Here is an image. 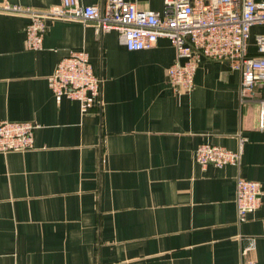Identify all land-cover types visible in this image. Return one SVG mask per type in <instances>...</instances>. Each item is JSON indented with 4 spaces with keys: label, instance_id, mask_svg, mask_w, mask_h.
Instances as JSON below:
<instances>
[{
    "label": "crops",
    "instance_id": "1",
    "mask_svg": "<svg viewBox=\"0 0 264 264\" xmlns=\"http://www.w3.org/2000/svg\"><path fill=\"white\" fill-rule=\"evenodd\" d=\"M58 3L0 0L38 13ZM27 21L0 12V121L37 125L31 150L0 153V264H264V131L257 105L239 103V73L205 59L182 92L167 82L166 39L129 51L114 30L49 21L41 49L28 51ZM79 49L101 81L87 108L49 89L57 63ZM238 137V167L193 161L198 145L235 151ZM238 177L261 191L243 222Z\"/></svg>",
    "mask_w": 264,
    "mask_h": 264
},
{
    "label": "built area",
    "instance_id": "2",
    "mask_svg": "<svg viewBox=\"0 0 264 264\" xmlns=\"http://www.w3.org/2000/svg\"><path fill=\"white\" fill-rule=\"evenodd\" d=\"M0 12L27 18L24 33L28 51L41 49L49 21L92 24L97 33L114 30L129 51L151 49L158 39H166L175 50L166 70L167 82L182 92L192 90L202 60L224 62L240 75L239 103L257 105L258 129L264 131V0H163L162 10L157 12L139 10L126 0H104L99 5L59 0L43 13L9 4H0ZM49 89L54 96L87 108L99 102L101 81L87 53L72 50L57 63ZM36 128L31 122L0 121V153L31 150ZM245 142L238 137L235 151L202 143L194 149L193 161L201 168L238 167ZM234 203L238 220L245 221L261 205L258 182L238 177Z\"/></svg>",
    "mask_w": 264,
    "mask_h": 264
},
{
    "label": "rangeland",
    "instance_id": "3",
    "mask_svg": "<svg viewBox=\"0 0 264 264\" xmlns=\"http://www.w3.org/2000/svg\"><path fill=\"white\" fill-rule=\"evenodd\" d=\"M224 149H226V148H224ZM226 150H228V149H226ZM230 151V150H229ZM224 168V167H223Z\"/></svg>",
    "mask_w": 264,
    "mask_h": 264
}]
</instances>
